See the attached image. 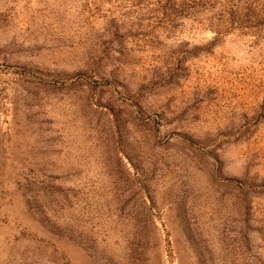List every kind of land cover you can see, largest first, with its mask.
<instances>
[{
  "label": "rangeland",
  "instance_id": "rangeland-1",
  "mask_svg": "<svg viewBox=\"0 0 264 264\" xmlns=\"http://www.w3.org/2000/svg\"><path fill=\"white\" fill-rule=\"evenodd\" d=\"M0 264H264V0H0Z\"/></svg>",
  "mask_w": 264,
  "mask_h": 264
}]
</instances>
